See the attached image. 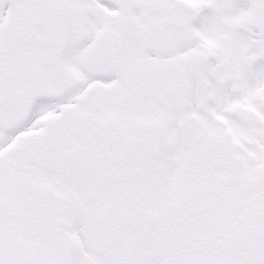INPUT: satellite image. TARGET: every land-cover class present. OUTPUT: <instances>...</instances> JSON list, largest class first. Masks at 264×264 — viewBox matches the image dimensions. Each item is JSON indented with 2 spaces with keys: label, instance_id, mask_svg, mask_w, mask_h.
I'll list each match as a JSON object with an SVG mask.
<instances>
[{
  "label": "snow or ice",
  "instance_id": "6c2138e0",
  "mask_svg": "<svg viewBox=\"0 0 264 264\" xmlns=\"http://www.w3.org/2000/svg\"><path fill=\"white\" fill-rule=\"evenodd\" d=\"M0 264H264V0H0Z\"/></svg>",
  "mask_w": 264,
  "mask_h": 264
}]
</instances>
